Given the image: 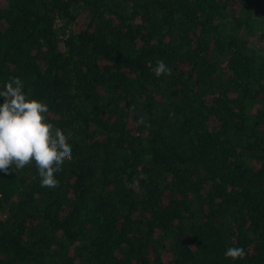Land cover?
<instances>
[{
    "label": "trees",
    "instance_id": "obj_1",
    "mask_svg": "<svg viewBox=\"0 0 264 264\" xmlns=\"http://www.w3.org/2000/svg\"><path fill=\"white\" fill-rule=\"evenodd\" d=\"M11 76L72 159L0 172V264H264V0H0Z\"/></svg>",
    "mask_w": 264,
    "mask_h": 264
},
{
    "label": "clouds",
    "instance_id": "obj_2",
    "mask_svg": "<svg viewBox=\"0 0 264 264\" xmlns=\"http://www.w3.org/2000/svg\"><path fill=\"white\" fill-rule=\"evenodd\" d=\"M154 74L172 75L163 59L155 61ZM24 90V81L11 76L0 87V172L9 174L34 164L41 187L56 188L55 174L72 159V148L65 132L48 120L47 103L35 99ZM139 124H144L141 117ZM245 249L228 247L226 258L244 259Z\"/></svg>",
    "mask_w": 264,
    "mask_h": 264
}]
</instances>
